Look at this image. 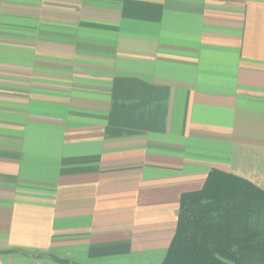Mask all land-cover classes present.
<instances>
[{"label": "crops", "instance_id": "crops-1", "mask_svg": "<svg viewBox=\"0 0 264 264\" xmlns=\"http://www.w3.org/2000/svg\"><path fill=\"white\" fill-rule=\"evenodd\" d=\"M213 170L264 190V0H0V264H162Z\"/></svg>", "mask_w": 264, "mask_h": 264}, {"label": "trees", "instance_id": "trees-1", "mask_svg": "<svg viewBox=\"0 0 264 264\" xmlns=\"http://www.w3.org/2000/svg\"><path fill=\"white\" fill-rule=\"evenodd\" d=\"M177 220L162 264H264V190L255 184L213 170L202 191L182 196Z\"/></svg>", "mask_w": 264, "mask_h": 264}, {"label": "water", "instance_id": "water-1", "mask_svg": "<svg viewBox=\"0 0 264 264\" xmlns=\"http://www.w3.org/2000/svg\"><path fill=\"white\" fill-rule=\"evenodd\" d=\"M35 257H40V258H48L54 262H57L59 264H70V261L64 258H60L56 255L53 254H48V253H39V254H35Z\"/></svg>", "mask_w": 264, "mask_h": 264}]
</instances>
